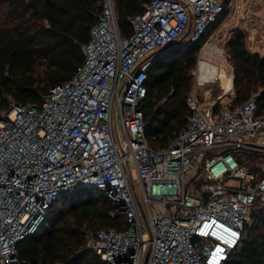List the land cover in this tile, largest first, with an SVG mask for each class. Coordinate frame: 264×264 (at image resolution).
Here are the masks:
<instances>
[{
  "label": "built area",
  "instance_id": "1",
  "mask_svg": "<svg viewBox=\"0 0 264 264\" xmlns=\"http://www.w3.org/2000/svg\"><path fill=\"white\" fill-rule=\"evenodd\" d=\"M225 4L224 16L240 9L233 0H149L122 37L113 0H103L72 77L38 103L0 112V264H32L17 256V241L60 192L81 186L104 190L126 217L124 229L84 235L106 263L224 264L255 204L264 208V116L253 97L233 102L235 93L223 90L205 103L198 93L207 81L201 62L218 67L226 56ZM253 6L242 7L239 29L250 50L264 52ZM180 38L201 41L187 119L154 148L138 107L146 69L155 51Z\"/></svg>",
  "mask_w": 264,
  "mask_h": 264
},
{
  "label": "trees",
  "instance_id": "2",
  "mask_svg": "<svg viewBox=\"0 0 264 264\" xmlns=\"http://www.w3.org/2000/svg\"><path fill=\"white\" fill-rule=\"evenodd\" d=\"M148 1L113 0L122 37L131 33L130 18ZM102 2L0 0V112L13 104L38 103L72 77L83 62L82 46ZM226 10L225 4L221 18ZM200 43L183 39L151 55L146 93L138 104L151 147L168 145L186 122V98ZM224 48L232 66L233 102L253 97L256 114L264 116V53L250 50L239 28L231 29ZM126 225L124 213L104 190H64L50 203L38 228L17 241V256L32 264H109L86 247L84 235L100 227ZM224 264H264L263 207L255 204L238 246Z\"/></svg>",
  "mask_w": 264,
  "mask_h": 264
},
{
  "label": "rangeland",
  "instance_id": "3",
  "mask_svg": "<svg viewBox=\"0 0 264 264\" xmlns=\"http://www.w3.org/2000/svg\"><path fill=\"white\" fill-rule=\"evenodd\" d=\"M233 1H235L236 4H239L242 7H245L249 4L254 5V3H255V4H257V6L254 5L256 7V10L257 11L260 10V13L264 14V0H233ZM230 10H231L230 7H228V9L226 10L225 13H227ZM233 12H235V11L232 10V13ZM228 19H230V17L228 15L223 16V18H220V21H221V25H220L221 26V29H220L221 37L220 38L222 39V41L224 43H225V40L227 39V37L229 36L231 29L239 28L238 26H240L239 23L234 25L233 22L227 21ZM261 52H263V51H261ZM218 68L221 69V72H223V74L225 75L224 77H221L220 79H214V81H212L213 79L210 80V78H209L201 86L198 87V93H199L200 97H202V99L205 103H208L211 100L217 99V95L222 93L221 86L223 88H225L224 89L225 91L227 90V92L222 97H224L225 95H228L229 91H233L235 93V90L231 85L232 79H233L232 66H231L230 62L228 61L227 55L225 56L224 59H222L221 63L218 65ZM191 75H192V83H193L194 75L193 74H191ZM226 87H228V88H226ZM207 88H211L209 90V93L205 92V89H207Z\"/></svg>",
  "mask_w": 264,
  "mask_h": 264
},
{
  "label": "crops",
  "instance_id": "4",
  "mask_svg": "<svg viewBox=\"0 0 264 264\" xmlns=\"http://www.w3.org/2000/svg\"><path fill=\"white\" fill-rule=\"evenodd\" d=\"M254 5L257 6V4H255V3H254ZM241 9H242V6L240 5V9L238 10V12H236L233 16H230V19H228L227 21L233 22L234 25L239 23V25L241 26V24H242V19H241L242 10ZM253 9L255 10V11L253 10V13L256 15L253 17V22L257 25H260V27L264 30V14L260 13V10L257 11L255 6H253ZM240 26H238V27H240ZM261 53H263V52H261ZM198 87H199V85H198ZM221 88H222V91L225 89L222 86H221Z\"/></svg>",
  "mask_w": 264,
  "mask_h": 264
},
{
  "label": "bare ground",
  "instance_id": "5",
  "mask_svg": "<svg viewBox=\"0 0 264 264\" xmlns=\"http://www.w3.org/2000/svg\"><path fill=\"white\" fill-rule=\"evenodd\" d=\"M201 63H202V65H201V67H202L201 68V70H202L201 76L203 77V79H209L210 78V80L213 79L212 81H214V79H220L221 77H224L225 76L223 74V72H221V69L218 68L217 66H214L212 64H209V63H207L205 61H202ZM199 86H201V85H199ZM226 88H228V87H226ZM209 90H210V88H207L205 90V92H208Z\"/></svg>",
  "mask_w": 264,
  "mask_h": 264
},
{
  "label": "water",
  "instance_id": "6",
  "mask_svg": "<svg viewBox=\"0 0 264 264\" xmlns=\"http://www.w3.org/2000/svg\"><path fill=\"white\" fill-rule=\"evenodd\" d=\"M181 39V38H180ZM180 39H178V40H176V41H174V42H171V43H169V44H166L165 46H163L162 48H164V47H168V46H171V45H173V44H176V43H178V41L180 40ZM114 127H115V130H116V132H117V123H116V119L114 120ZM81 187H84V186H81ZM91 187V186H90ZM141 212H142V210H141ZM142 214H143V212H142Z\"/></svg>",
  "mask_w": 264,
  "mask_h": 264
},
{
  "label": "flooded vegetation",
  "instance_id": "7",
  "mask_svg": "<svg viewBox=\"0 0 264 264\" xmlns=\"http://www.w3.org/2000/svg\"><path fill=\"white\" fill-rule=\"evenodd\" d=\"M181 40H182V39H181ZM179 41H180V40H179ZM179 41H178V42H179Z\"/></svg>",
  "mask_w": 264,
  "mask_h": 264
}]
</instances>
